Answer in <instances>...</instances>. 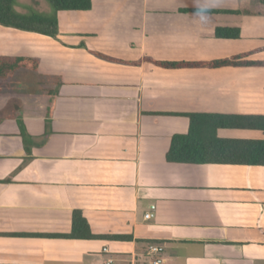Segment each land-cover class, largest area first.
<instances>
[{
    "label": "crops",
    "instance_id": "obj_1",
    "mask_svg": "<svg viewBox=\"0 0 264 264\" xmlns=\"http://www.w3.org/2000/svg\"><path fill=\"white\" fill-rule=\"evenodd\" d=\"M56 17V38L0 24V56L31 59L0 81V264H264V166L167 158L189 113L264 114V69L146 62L264 61V5L92 0ZM227 26L241 37L217 38ZM76 210L102 237L65 236Z\"/></svg>",
    "mask_w": 264,
    "mask_h": 264
},
{
    "label": "trees",
    "instance_id": "obj_2",
    "mask_svg": "<svg viewBox=\"0 0 264 264\" xmlns=\"http://www.w3.org/2000/svg\"><path fill=\"white\" fill-rule=\"evenodd\" d=\"M58 12L86 11L92 8V0H45ZM264 5V0H258ZM188 12L202 14L241 15L239 10L193 9ZM0 24L24 31L36 32L56 38L59 33L57 17H49L38 12H22L18 9V0H0ZM217 38L239 39L241 28L236 26L217 27ZM96 55L110 61L113 58L95 52ZM248 54L212 62H164L146 59V62L167 69L179 68H220L242 67L264 69V61L247 59ZM25 56H0V81L10 80L14 72L25 61ZM133 64H138L135 62ZM191 126L186 135H175L167 158L173 162L183 163H228L264 166V140H242L220 138V128L260 130L264 132V114L243 113H189ZM66 237L92 239L102 237L94 235L90 225L79 210L74 211L72 231ZM106 237V236H104Z\"/></svg>",
    "mask_w": 264,
    "mask_h": 264
},
{
    "label": "rangeland",
    "instance_id": "obj_3",
    "mask_svg": "<svg viewBox=\"0 0 264 264\" xmlns=\"http://www.w3.org/2000/svg\"><path fill=\"white\" fill-rule=\"evenodd\" d=\"M42 2V1H40ZM39 2V3H40ZM45 3H35L33 0H18V9L22 12H27L29 7L41 10V11H47L43 12L42 14L47 15L49 17H56V11L49 5L47 1L44 0ZM39 4V6H38ZM47 4V5H46ZM49 6V7H48ZM49 8V12H48ZM30 12H35L33 10H29Z\"/></svg>",
    "mask_w": 264,
    "mask_h": 264
},
{
    "label": "built area",
    "instance_id": "obj_4",
    "mask_svg": "<svg viewBox=\"0 0 264 264\" xmlns=\"http://www.w3.org/2000/svg\"><path fill=\"white\" fill-rule=\"evenodd\" d=\"M151 216V214H147L146 217L149 218ZM151 252L155 253V254H161L163 251V248L160 246H151L150 247ZM112 262V260H110V263ZM154 264H163V259L162 258H158L155 260Z\"/></svg>",
    "mask_w": 264,
    "mask_h": 264
}]
</instances>
